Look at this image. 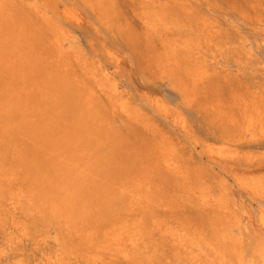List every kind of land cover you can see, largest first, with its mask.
Listing matches in <instances>:
<instances>
[{"label": "bare ground", "instance_id": "6f19581e", "mask_svg": "<svg viewBox=\"0 0 264 264\" xmlns=\"http://www.w3.org/2000/svg\"><path fill=\"white\" fill-rule=\"evenodd\" d=\"M83 1L108 27L119 16L115 0ZM59 2L0 0V264H160L166 258L170 264H264V209L252 230L239 225L236 233L217 222L206 228L204 211L205 220L196 217L201 223L182 218L192 197L199 199L197 208L218 206L220 219L230 208L207 197L167 138L157 135L162 139L155 141L151 135L147 141L120 131L121 121L127 131L131 122L149 133L154 127L111 75L121 67L120 55L105 45L103 58L85 55L59 20L79 25L83 19ZM130 5L141 33L136 36L127 21V27L117 24L119 32L140 39L162 77L179 82L190 77L195 87L213 76L205 53L222 47L216 39L219 22L201 8L207 0H130ZM261 20L256 27L264 46ZM210 58L218 64L216 55ZM250 99L236 97L230 105L249 125L240 137L253 140L264 134V101ZM165 108L160 110L168 118ZM171 121L185 129L177 118ZM240 154L235 148L207 151L211 162L225 165L238 164ZM245 189L264 197V174Z\"/></svg>", "mask_w": 264, "mask_h": 264}, {"label": "rangeland", "instance_id": "374dc122", "mask_svg": "<svg viewBox=\"0 0 264 264\" xmlns=\"http://www.w3.org/2000/svg\"><path fill=\"white\" fill-rule=\"evenodd\" d=\"M207 1L209 2V5H203L201 8L205 9L203 10L204 12L208 9L207 12L211 15L210 17H214L219 22L220 32L216 38L219 40V45L217 44L218 40L216 39H214L216 40L214 44H217L218 47L222 48H220V51L217 53H205L207 63L206 69L213 70L216 74L213 73V76L211 74L210 77L202 80V84H198V86L195 87H193V84L190 85L193 83L192 78L190 77L187 78L183 76L182 79L184 82H179L180 80L178 81L175 76H171L170 78L162 77V73L157 69H154L150 57L146 56L145 45H142L140 39L125 38L127 37L126 35H129L127 33L123 34L125 35L123 38V35L119 32L121 31V28L117 24L121 25V23H123L121 26H126L125 22L127 21L130 23L128 24L130 28L132 27L134 31L136 29V32H133L134 34H137V31L139 34L141 31V29L140 31L137 29L138 26L140 28L138 21L130 16L131 12H128L131 10L130 0H115L113 2L115 6H113V4L112 6L116 8V13L119 16L118 18L116 17V19L113 18L110 27L103 24L99 20L98 11L86 4L83 0H60L59 2H63L71 8H75L77 14H80L83 19L81 24H71L68 21H63L61 18H59V20H61L66 29L70 31V35L75 39L74 41L76 45L80 50L86 53L85 55L92 57V59L103 58V45L116 51L120 55L121 67L115 71L111 70V75L114 77L119 90L131 100L134 106L140 108L141 112L146 115V117L143 118L144 121L147 119V122H151L150 124L154 127L152 128V132H150L152 134H150L145 131L140 124L131 122L129 123L131 129L127 131V129L123 127L121 121L116 123L117 126L122 127L120 131L135 136L138 134L136 137H141L147 141L152 139L147 138L151 135L152 137L159 135V137H162L163 139L164 137L167 138L173 148H178L176 151L178 152L181 163L183 162V164L186 165L184 166L186 169L188 168L187 172L190 176L195 177V179H192H194V181L196 180V183H200L197 184L203 185L207 189L206 194L209 195L207 197L209 199H212L211 197L219 198L218 200H220V202L230 208V212L224 218H221L223 220L220 221V217H223V215L218 211V206L217 209H214L216 205H207L204 208H197V205L200 206L199 199L192 197V202L187 204V208L185 206L183 210L182 214L184 215H182V218L184 220L189 219L201 223V219L198 218L203 217V220L206 219V224L208 223L205 225L206 228L208 226V229H211L209 223L217 222V227L232 226L233 233L237 232L236 229L239 225L241 228L246 226L250 231L255 227L256 217L259 211L264 209V197L248 193L245 186L246 183L254 178L261 177L264 174V134L261 135L257 132L258 129H256V133L258 134H256L257 137L255 136L253 140L252 138H249V136V139L247 137H240L242 132L247 134L246 130L249 125L246 121L243 122V120L246 119L243 118L242 120V117L240 118L241 115H239L240 113H238V109L231 105L236 97L238 98L241 96L248 97L249 99L255 96H257L256 98L263 97L260 99L255 98L253 100L264 101V46L260 43L261 35H258L260 34V30L256 27V21L259 20V18L262 19L261 22L264 23V0ZM126 15L130 17H126ZM134 22L136 24H134ZM227 38H231L229 39L228 44L227 42L225 43V41H228ZM220 39L222 41L224 40L223 43H221L222 41H220ZM230 40L233 41L231 42ZM242 44L243 46H241ZM214 55H216L215 60L219 61L216 65L212 64L213 60L210 58ZM108 63L109 61L105 60L104 64ZM189 78L191 80H189ZM188 82H190V84ZM183 85L185 87H183ZM253 88H255V90H253ZM251 92H254V94ZM161 106H165V109L168 110L170 115L168 118L162 114V111L160 110ZM172 118H177L178 121L183 122L185 129L174 124L171 121ZM229 118H232L233 123L227 121ZM125 122L127 123L126 120ZM242 123L244 125H242ZM172 124L174 126H172ZM237 124H239V127ZM234 125L237 129L234 128ZM244 127L246 128V132L244 131ZM162 128L165 129L162 130ZM240 129L241 132L239 131ZM144 135L146 136L144 137ZM157 138L158 136L155 139ZM162 138H158V140L155 141H160ZM174 143L175 145L178 143V146H175ZM211 148L237 149L241 153L238 160H235L238 164H235L234 161L228 163L229 165H225V163L218 164L216 161L211 162L210 160L212 159L207 156V151ZM188 151L189 154L191 153L190 155L188 154ZM185 152H187V154L184 155ZM240 158H242V160H240ZM187 160L191 162H188ZM244 160H246L245 163L243 162ZM185 161L186 163L188 162L187 164H192V166L189 164L191 169L189 165L187 166ZM192 162L196 164V167ZM213 163H215V165H213ZM216 165L217 167H215ZM203 166L206 167L204 169L207 172L206 174L209 173L208 175H206L205 172L203 173ZM192 167H194V170L196 171L201 170L200 173L203 178L199 172L195 173ZM211 179L217 182L213 183ZM221 179L222 181L225 179L224 181L227 180L228 182H222ZM224 187H226V189ZM197 201L199 204H197ZM202 211L205 213V219L204 215H202ZM206 212H208V215H206ZM189 214L192 216H189ZM196 214H198V216ZM213 215H216V219L218 216L219 219H217V221L214 220L215 218H212ZM219 215L221 216L219 217ZM247 216H249V220ZM246 220L248 222H246ZM214 226H216L215 223L213 224V227ZM244 235L246 234L244 233ZM246 237V243L248 244L250 243L251 238H253L251 232H249ZM28 248H30V246H28L26 250ZM167 251L166 255L171 254L167 253ZM32 252V249H28V252L26 253L31 254ZM166 259L162 260L160 264H170V259Z\"/></svg>", "mask_w": 264, "mask_h": 264}]
</instances>
